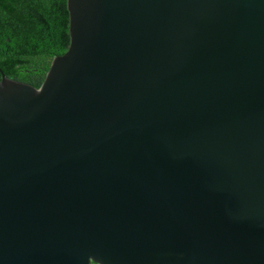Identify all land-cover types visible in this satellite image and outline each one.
Here are the masks:
<instances>
[{
  "label": "water",
  "instance_id": "1",
  "mask_svg": "<svg viewBox=\"0 0 264 264\" xmlns=\"http://www.w3.org/2000/svg\"><path fill=\"white\" fill-rule=\"evenodd\" d=\"M36 89L0 70V264H264V0H67Z\"/></svg>",
  "mask_w": 264,
  "mask_h": 264
},
{
  "label": "trees",
  "instance_id": "2",
  "mask_svg": "<svg viewBox=\"0 0 264 264\" xmlns=\"http://www.w3.org/2000/svg\"><path fill=\"white\" fill-rule=\"evenodd\" d=\"M69 43L67 0H0V70L7 78L40 88Z\"/></svg>",
  "mask_w": 264,
  "mask_h": 264
}]
</instances>
